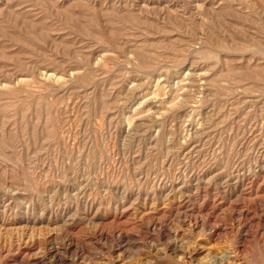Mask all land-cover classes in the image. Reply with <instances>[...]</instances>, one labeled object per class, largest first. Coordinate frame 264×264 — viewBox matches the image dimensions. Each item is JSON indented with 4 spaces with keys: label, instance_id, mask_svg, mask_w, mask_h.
<instances>
[{
    "label": "rangeland",
    "instance_id": "374dc122",
    "mask_svg": "<svg viewBox=\"0 0 264 264\" xmlns=\"http://www.w3.org/2000/svg\"><path fill=\"white\" fill-rule=\"evenodd\" d=\"M0 264H264V0H0Z\"/></svg>",
    "mask_w": 264,
    "mask_h": 264
},
{
    "label": "bare ground",
    "instance_id": "6f19581e",
    "mask_svg": "<svg viewBox=\"0 0 264 264\" xmlns=\"http://www.w3.org/2000/svg\"><path fill=\"white\" fill-rule=\"evenodd\" d=\"M193 74V73H192ZM13 230V229H12ZM55 253V252H54Z\"/></svg>",
    "mask_w": 264,
    "mask_h": 264
}]
</instances>
